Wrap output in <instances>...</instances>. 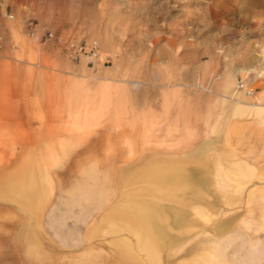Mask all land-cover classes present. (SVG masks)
Listing matches in <instances>:
<instances>
[{"label": "rangeland", "instance_id": "obj_1", "mask_svg": "<svg viewBox=\"0 0 264 264\" xmlns=\"http://www.w3.org/2000/svg\"><path fill=\"white\" fill-rule=\"evenodd\" d=\"M0 5L13 14L0 18V264H36L38 244L20 238L26 226L55 264H122L114 257L167 264L179 254L171 264H190L191 257L208 259L211 245L227 236V256L259 244L251 264H264V110L257 107H264V0ZM25 18L97 39L110 61L95 69L66 61L52 43L22 33ZM238 78L248 80L252 95L236 90ZM40 148L58 153L60 162L46 171L50 195L38 211L13 196L3 173L17 162L29 167ZM153 152L195 161L180 167L153 156L136 169L168 163L194 172L198 183L193 193L175 191L176 200L188 202L191 222L169 230L184 243L178 254L166 255V242L154 235L157 261L135 251L143 224L123 208L174 193L148 186L156 200H145L142 189L128 192L133 170L120 175L125 186L117 183L120 171Z\"/></svg>", "mask_w": 264, "mask_h": 264}, {"label": "crops", "instance_id": "obj_2", "mask_svg": "<svg viewBox=\"0 0 264 264\" xmlns=\"http://www.w3.org/2000/svg\"><path fill=\"white\" fill-rule=\"evenodd\" d=\"M243 99H247L244 96H241ZM249 105V102H247ZM241 101H237L236 104H246ZM259 110H264V107L257 106ZM160 156L166 158H172L178 160L176 165L182 166L181 164L195 161L194 157L188 156L187 158L180 159L176 157H171L161 152L158 153H150L145 154L142 158L141 162L135 167H127L123 171H120L118 174V181L120 175L124 172L133 170L130 174L129 181L126 184H129L127 189H131L128 192L135 193L138 190L142 189L141 192L144 194L142 198L145 200H156L153 197L148 196L146 189L148 186L152 187V191L156 190L155 193L159 190H165L168 192H173V196L170 199H166L164 201H159V199L155 202H149L144 200L138 201H130L123 210L127 213V216L133 219L137 223L143 224L140 228L138 236L135 242V251L140 247V244L145 245V249L150 245L155 246V255L151 256L148 251H143L145 254V258L149 259V261H157L159 260L160 250L159 244L155 240L154 235H158L159 238H162L166 244L168 249L166 250V255L178 254L181 250L184 243L178 245L177 238L179 235H175L170 233L169 230H182L184 226L190 224L191 218L190 213L187 209L188 202L178 201L176 200L175 191H186L187 193H193L195 184H198L194 177V172L189 171L186 168L174 167L172 164H164L163 167H159L155 169L153 172H145L143 169H136L139 166H142L146 163V160L149 157ZM32 161L29 167L24 166L22 163L17 162L18 166L15 169L10 170L8 172H4L3 174L6 176L5 183L6 187L11 191L13 196L18 200H25L27 203L33 205L38 211L41 210L43 206L45 207L48 202L50 195V186L47 182L46 171L48 167L51 165H56L60 161V155L58 153H54L51 150H45L44 148H40L39 151L36 152L32 156ZM191 169L197 168L195 166H189ZM195 179V180H194ZM132 182H147V183H132ZM126 184H119L120 186H125ZM133 184L132 187L130 185ZM155 193H153L155 195ZM182 193V192H181ZM186 193V194H187ZM136 194V193H135ZM156 196V195H155ZM139 197V196H137ZM191 200L193 199L192 196ZM159 202H162L160 204ZM155 203V204H154ZM162 208V209H161ZM158 209V210H157ZM157 222V223H156ZM160 227V228H159ZM20 238L23 242H33L34 244H38V250L34 256V261L36 264H55V261L51 258L50 255L45 254L42 251H45L42 243L40 242L38 237H35L33 234L32 226H26L20 232ZM167 237V238H166ZM158 238V239H159ZM230 238L227 236L225 239H221L218 244H212L211 250L213 248L220 245L224 240ZM178 242V243H177ZM165 244V245H166ZM177 246V247H176ZM166 247V248H167ZM140 251V250H139ZM240 255H242V251H240ZM182 255H178L177 259H171L166 257V263L171 264L177 260ZM211 256V255H210ZM208 256V257H210ZM119 261L122 264H130L131 262H135V260H131L129 258L123 257H114V260ZM207 260V259H206ZM206 260L200 258L191 257L190 264H205ZM247 260V259H246ZM246 262V261H245Z\"/></svg>", "mask_w": 264, "mask_h": 264}, {"label": "built area", "instance_id": "obj_3", "mask_svg": "<svg viewBox=\"0 0 264 264\" xmlns=\"http://www.w3.org/2000/svg\"><path fill=\"white\" fill-rule=\"evenodd\" d=\"M0 18L10 21L13 19V14L0 5ZM20 26L26 37L39 44L52 43L61 57L72 64L83 63L86 67L95 69L106 66L110 61V55L102 51L99 41L95 38H75L30 18L22 19ZM3 41L0 35V48ZM235 88L245 95H252L254 92V88L244 78L237 79Z\"/></svg>", "mask_w": 264, "mask_h": 264}, {"label": "bare ground", "instance_id": "obj_4", "mask_svg": "<svg viewBox=\"0 0 264 264\" xmlns=\"http://www.w3.org/2000/svg\"><path fill=\"white\" fill-rule=\"evenodd\" d=\"M262 54H264V48L262 49ZM154 191H156V190H154ZM229 239L230 238L224 240L220 245H218V246L213 248L212 254H211L210 257H208V259L206 260L205 264H251V261H253L255 259V257L258 256V254L261 252V246H263V245H260V247H258L259 244L258 245L254 244L253 246H251L250 250L245 251V254H242V255H240V250H239V246H238V248L233 250L231 255L230 256L228 255L229 256L228 257L227 256V252H225L224 248H221V245L223 243H225ZM178 245H181V244H178ZM144 247H145V245L141 243L140 247H139V250L140 251H148L151 256H154L156 254L155 253L156 249H155L154 245H150L146 249ZM251 257H252V260H251Z\"/></svg>", "mask_w": 264, "mask_h": 264}]
</instances>
